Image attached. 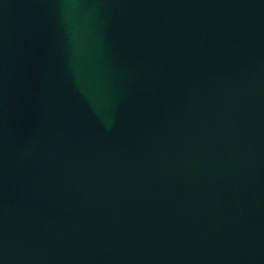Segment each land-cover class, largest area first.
<instances>
[{
	"label": "water",
	"instance_id": "95a60500",
	"mask_svg": "<svg viewBox=\"0 0 264 264\" xmlns=\"http://www.w3.org/2000/svg\"><path fill=\"white\" fill-rule=\"evenodd\" d=\"M0 264H264V0H0Z\"/></svg>",
	"mask_w": 264,
	"mask_h": 264
}]
</instances>
